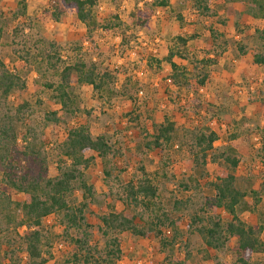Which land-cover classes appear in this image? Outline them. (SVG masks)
Wrapping results in <instances>:
<instances>
[{
    "label": "rangeland",
    "instance_id": "1",
    "mask_svg": "<svg viewBox=\"0 0 264 264\" xmlns=\"http://www.w3.org/2000/svg\"><path fill=\"white\" fill-rule=\"evenodd\" d=\"M54 1L26 0L21 14L17 0H0V60L25 83L6 98L13 109L10 113L21 103H27L23 118L15 122L18 138L27 133L40 138L48 156L49 175L54 176L61 159L60 144L68 130L85 123L92 134L106 135L119 148L120 155L115 160L122 180L135 178L141 173L140 165L149 174L156 172L159 201L180 222L181 235L170 255L174 259L166 261L158 236L144 238L126 231L119 235L122 254L115 264H231L236 256V238H229L220 249L207 250L198 234L188 232L191 209L175 206L174 202L191 197L199 205L205 197L214 195L212 182L227 173H234L235 186L245 192L258 189L264 179L259 152L264 141V64L253 61L256 51L264 57V40L257 33L264 20L251 14L245 0H211L214 13L210 15L199 14L192 0H170L169 6L154 10L148 27H139L132 22L131 15L149 0H95L93 16L98 23L89 32L74 12H63L55 19ZM107 23L111 27H102ZM210 30L222 37L218 35L215 41ZM191 34L194 38L187 42L190 51L199 57L211 52L216 63L210 65L203 86L177 88L166 80L169 65L162 62L157 67L154 59L167 54L177 35ZM78 62L85 67L94 63L98 71L117 70V74L108 88L100 92L87 83H79L77 72L71 67L66 80H61L62 68ZM60 82L69 93L65 107L55 90ZM46 114L54 119L47 120ZM166 119L175 123L173 146L163 150L145 147L143 132L136 128L137 124L141 123L151 135L155 125ZM204 127L217 134L213 152L226 151L230 133L237 131L242 137L238 148L246 145L248 153L239 151L240 161L235 170L230 171L218 159L211 160L218 156L212 155V151H208L202 164L192 160L197 150L192 146V134ZM102 167V159L96 157L84 169L95 192L92 199L83 197L81 190L67 196L76 205L88 203L90 243L99 252L105 242L99 216L111 211L132 213L121 202L108 199ZM183 183L188 188H183ZM23 196L14 192L12 200L21 201ZM245 201L253 202L249 193ZM245 206L238 207L240 219L248 224L258 222L259 216H264V191L256 211ZM207 212L224 221L230 219L224 208L208 207ZM61 217V213H53L42 223L50 240L46 264H59L73 251L62 236ZM17 231L23 235L27 227L20 226ZM164 232L170 234L167 229ZM18 242L12 230L7 237L0 236V264H28L26 252ZM13 243L16 249L9 246ZM252 264H264V250L253 253Z\"/></svg>",
    "mask_w": 264,
    "mask_h": 264
},
{
    "label": "trees",
    "instance_id": "2",
    "mask_svg": "<svg viewBox=\"0 0 264 264\" xmlns=\"http://www.w3.org/2000/svg\"><path fill=\"white\" fill-rule=\"evenodd\" d=\"M245 1L251 7V14L264 20V0ZM95 2V0H55L52 15L55 19H59L63 12H74L90 32L98 23L93 16ZM192 2L199 14L214 13L211 0H192ZM17 4V10L24 14L26 0H17ZM169 4L170 0H149L143 8L137 9L131 15L132 22L139 27H148L154 10L165 8ZM116 18L120 25V19ZM111 25L107 23L102 27L109 28ZM210 32L215 41L218 40V35L222 37V34L214 30ZM257 33L264 40V24L257 30ZM193 38L194 34L187 37L177 35L174 38V44L169 46L167 54L160 59H154L157 67H160L162 62L169 65L168 78L177 88L189 89L193 85L203 86L210 74V65L216 63L211 52H207L204 57H199L198 54L190 51L187 42ZM176 58L184 62H176ZM253 61L257 64H264V57L256 51L253 53ZM85 66L83 62L64 66L61 70V80H66L71 67L76 70L79 83H87L100 92L109 85L110 81H113L117 74V70L113 69L105 68L98 71L94 63L88 67ZM24 85V81L16 73L8 70L0 60L1 238L2 236L7 237V233L10 234L12 230L20 240L18 243L26 252L28 264H46L48 259L45 254L50 255L48 250L50 240L42 230V223L46 216L61 213L62 236L73 246V251L59 264H115L122 254L119 235L126 231L144 238H149L153 234L158 236L159 249L166 254L167 262L172 261L174 258L170 255L181 235L180 222L177 217H172L159 201L158 188L154 181L156 172L149 174L140 165L139 176L135 175V178L128 181L122 180L115 160L120 155L119 148L111 144L106 135L92 134L90 127L84 123L68 130L65 139L60 144L61 159L57 166L58 172L50 176L48 156L45 154L40 138L35 134L29 136L28 133L18 138L15 122L23 118L27 103H21L13 113H10L9 111L13 109L6 102V98L13 90ZM55 90L59 102L65 107L69 93L64 83L60 82ZM262 103L264 105V100ZM45 117L47 120L54 119L48 114ZM137 125L136 128L143 132L144 145L148 149L163 150L173 146L176 139L174 122L168 119L160 122L155 125V132L151 135L141 123ZM241 138L238 132L234 131L228 137L226 151L213 152V143L217 139L216 132L208 127L200 128L192 134V146L197 147L196 152H193L192 160L196 163L200 160L202 164L208 156V151H212V155L218 154V156H213L211 160L218 159L221 164L228 166L230 171L235 170L240 161L239 151L248 153L246 145H243L241 149L238 148ZM261 144L259 152L264 166V141ZM96 157L101 158L103 162V181L107 186L108 199L119 201L132 211V213L111 211L99 216L102 222L101 234L105 238L102 252L90 243L89 227L91 225L86 221L89 213L88 203L82 201L76 205L69 202L67 198L75 190H81L86 199L94 197L93 186L88 183L84 169ZM164 161L167 163L166 160ZM211 185L214 195L205 197L199 205H195L191 197L174 202L175 206L180 204L183 209H191L189 211L190 223L187 225L188 232L198 234L207 250L220 249L229 238L234 237L236 238V256L231 264H252L253 253L264 250V239L262 238L264 216H259L258 222L248 224L240 219L238 207L245 204L247 209L256 211L258 204L261 203L264 179L258 189L253 188L249 192L235 186L234 173L218 176ZM184 187L188 188L185 183H183ZM14 192L23 193V199L21 201L12 200ZM248 193L253 200L251 203L245 201ZM208 207L224 208L229 213L230 219L224 221L218 215L208 213ZM20 226L27 227L23 235L18 234L17 230ZM165 229L169 230L170 234L166 235ZM5 241L10 242L9 238ZM9 246L16 249L14 243Z\"/></svg>",
    "mask_w": 264,
    "mask_h": 264
},
{
    "label": "crops",
    "instance_id": "3",
    "mask_svg": "<svg viewBox=\"0 0 264 264\" xmlns=\"http://www.w3.org/2000/svg\"><path fill=\"white\" fill-rule=\"evenodd\" d=\"M177 59H178V58H176L175 61H176V62H179ZM168 73H169V72H168ZM168 73H167V78H166V80H168L169 83H171V81H170L169 78H168ZM171 84H172V83H171ZM172 86H174V85L172 84Z\"/></svg>",
    "mask_w": 264,
    "mask_h": 264
}]
</instances>
